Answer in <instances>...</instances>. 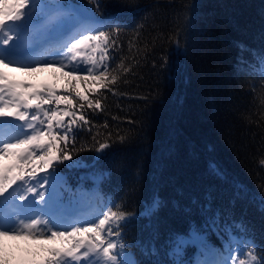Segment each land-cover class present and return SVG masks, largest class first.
Returning <instances> with one entry per match:
<instances>
[{"label": "trees", "instance_id": "obj_1", "mask_svg": "<svg viewBox=\"0 0 264 264\" xmlns=\"http://www.w3.org/2000/svg\"><path fill=\"white\" fill-rule=\"evenodd\" d=\"M73 1L101 19L121 18L120 50H110L116 59L109 63L123 57L130 71L117 70L111 92L77 84L101 99L103 111L85 109L91 132L74 128L77 147L91 150L57 165L64 192L95 189L93 208L101 195L135 213L124 235L139 264H174L170 237L211 214L244 222L264 245V0H99L98 11L88 0ZM109 135L111 147L97 154L92 137ZM153 201L160 207L150 215ZM225 239L207 236L221 251ZM192 252L182 259L196 264Z\"/></svg>", "mask_w": 264, "mask_h": 264}, {"label": "snow or ice", "instance_id": "obj_2", "mask_svg": "<svg viewBox=\"0 0 264 264\" xmlns=\"http://www.w3.org/2000/svg\"><path fill=\"white\" fill-rule=\"evenodd\" d=\"M88 3L99 10V0ZM124 27L119 16L101 19L83 3L70 0H0V240L58 245L43 248L46 255L33 264H139L126 251L124 235L136 214L115 201L106 202L94 218L69 212L61 192L64 180L56 171L58 164L91 150L86 145L77 147L73 134L74 128L92 131L84 127L92 123L85 109L103 111L101 99L90 98L96 95L91 89L81 93L77 84L91 81L111 92L120 79L117 70L130 71L123 57L119 64L109 63L116 59L110 50H120L117 41ZM49 49L57 55L42 62L33 59L34 52ZM57 67L70 78L63 90L47 85L37 88L12 79L6 71L16 68L33 73ZM259 75L264 77V54L259 59ZM109 139L111 135L104 142L92 137L97 154L111 147ZM260 163L264 165V160ZM79 165L76 161L65 166ZM243 193L238 186L236 195ZM258 203L264 211V195ZM159 207L153 201L146 211L153 215ZM209 232L226 237L223 251L209 246ZM169 244L174 264H191L182 259L189 247L198 248L205 257L196 264H264V245L256 242L248 226L225 222L217 214L209 215L201 225H190L186 233L174 234Z\"/></svg>", "mask_w": 264, "mask_h": 264}, {"label": "rangeland", "instance_id": "obj_3", "mask_svg": "<svg viewBox=\"0 0 264 264\" xmlns=\"http://www.w3.org/2000/svg\"><path fill=\"white\" fill-rule=\"evenodd\" d=\"M71 3L76 4L73 0ZM57 53L54 50L49 49L48 51H36L32 54L33 59L42 62L45 59H50L55 57ZM9 76L17 81L29 83L35 85L37 88L41 86H51L56 90H63L67 87V81L69 77L64 75L58 67L57 68H45L41 71L29 73L24 71H19L16 68H9L6 70ZM7 163V161L5 162ZM52 170L49 169V172ZM65 180L63 173L58 172ZM43 175V173H41ZM65 190L61 188L62 196L65 203L68 205V211L76 213L82 217L94 218L95 214L98 213L103 205L105 204L104 199L99 195V204H95L93 208V201H90L91 196H96L95 189H79L75 193H66ZM83 195V199H81ZM103 202V203H102ZM58 245H50L46 242L23 240V239H4L0 240V259H2L3 264H33L34 261L43 258L46 254L42 250L46 247H53ZM214 248L213 246H210ZM215 249V248H214ZM126 251L132 255V252L126 248ZM193 257L195 263L197 260H204L205 257L199 253L198 248L193 247ZM246 258V257H245ZM135 259V258H134ZM83 264V261L81 262Z\"/></svg>", "mask_w": 264, "mask_h": 264}, {"label": "bare ground", "instance_id": "obj_4", "mask_svg": "<svg viewBox=\"0 0 264 264\" xmlns=\"http://www.w3.org/2000/svg\"><path fill=\"white\" fill-rule=\"evenodd\" d=\"M42 53H44V51H42Z\"/></svg>", "mask_w": 264, "mask_h": 264}]
</instances>
